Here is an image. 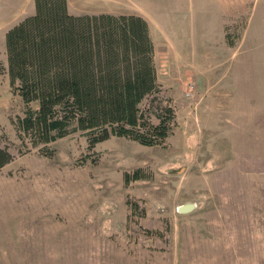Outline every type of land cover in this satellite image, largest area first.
I'll return each mask as SVG.
<instances>
[{
    "label": "rangeland",
    "instance_id": "rangeland-1",
    "mask_svg": "<svg viewBox=\"0 0 264 264\" xmlns=\"http://www.w3.org/2000/svg\"><path fill=\"white\" fill-rule=\"evenodd\" d=\"M27 4L0 0V264H264V0H66L146 20L159 91L141 107L174 116L163 145L75 131L51 156L12 121L4 34Z\"/></svg>",
    "mask_w": 264,
    "mask_h": 264
},
{
    "label": "trees",
    "instance_id": "trees-1",
    "mask_svg": "<svg viewBox=\"0 0 264 264\" xmlns=\"http://www.w3.org/2000/svg\"><path fill=\"white\" fill-rule=\"evenodd\" d=\"M33 1L34 12L4 34L9 84L24 105L12 120L21 141L41 144L46 156L53 152L49 142L75 131L86 135L88 148L110 135L163 145L173 126L172 107H160L157 122L141 107L159 91L146 20L125 13L73 14L66 0ZM11 159L0 145V167ZM143 177L141 168L123 174L126 184Z\"/></svg>",
    "mask_w": 264,
    "mask_h": 264
},
{
    "label": "crops",
    "instance_id": "crops-1",
    "mask_svg": "<svg viewBox=\"0 0 264 264\" xmlns=\"http://www.w3.org/2000/svg\"><path fill=\"white\" fill-rule=\"evenodd\" d=\"M27 7H28V12H24V13L20 16V18L23 17L24 15L31 14V13L34 12V1H33V0H28Z\"/></svg>",
    "mask_w": 264,
    "mask_h": 264
},
{
    "label": "water",
    "instance_id": "water-1",
    "mask_svg": "<svg viewBox=\"0 0 264 264\" xmlns=\"http://www.w3.org/2000/svg\"><path fill=\"white\" fill-rule=\"evenodd\" d=\"M189 208H190V205H182V206H180L181 210H187Z\"/></svg>",
    "mask_w": 264,
    "mask_h": 264
}]
</instances>
